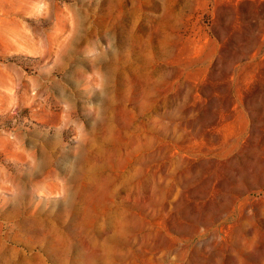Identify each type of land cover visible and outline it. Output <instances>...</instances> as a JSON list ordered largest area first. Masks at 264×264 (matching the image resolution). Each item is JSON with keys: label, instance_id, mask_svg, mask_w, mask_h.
<instances>
[{"label": "rangeland", "instance_id": "1", "mask_svg": "<svg viewBox=\"0 0 264 264\" xmlns=\"http://www.w3.org/2000/svg\"><path fill=\"white\" fill-rule=\"evenodd\" d=\"M0 264H264V0H0Z\"/></svg>", "mask_w": 264, "mask_h": 264}]
</instances>
